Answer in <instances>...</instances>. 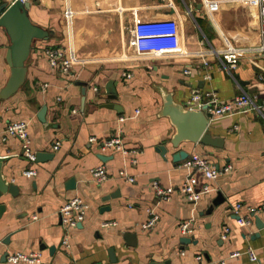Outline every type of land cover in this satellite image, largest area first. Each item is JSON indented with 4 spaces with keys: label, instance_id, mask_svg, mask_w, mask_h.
<instances>
[{
    "label": "crops",
    "instance_id": "0c3cea01",
    "mask_svg": "<svg viewBox=\"0 0 264 264\" xmlns=\"http://www.w3.org/2000/svg\"><path fill=\"white\" fill-rule=\"evenodd\" d=\"M12 1L0 0V5ZM30 1L28 16L43 35L32 38L23 85L10 97H0V156L7 157L3 174L19 188L16 195L8 192L0 198L6 205L0 218V264H13L8 256L17 251H41L47 264H258L246 253L235 254L251 245L264 256V208L256 213L248 209L264 203V110L254 106L210 119L206 132L222 138L221 147L201 141L174 147L176 127L161 110L166 92L186 105L194 88L212 89L221 99L246 91L255 104H262L260 6L225 0L210 12L204 0ZM134 28L139 31L133 33ZM11 44L8 28L0 24V90L11 75ZM228 44L242 48L235 68L221 54ZM57 45L78 58L72 79L45 54L47 47ZM43 106L46 122L38 117ZM13 120L29 121L30 148L52 157L32 161L20 137L4 139ZM92 136H120L131 152H101ZM160 144L168 148L165 155ZM179 149L232 169L208 178L184 167L185 159L174 162ZM99 164L107 168L105 180L91 173ZM30 168L37 175H25ZM72 178L75 185L69 187ZM189 178L210 185L197 201L180 190ZM157 186L170 190V198L158 195ZM219 195L224 201L214 205ZM74 196L84 198L89 209L71 229L66 248L60 211ZM238 203L244 205L240 214L253 215L250 224L237 223ZM148 208L158 214L151 228L145 226ZM104 221L117 224L102 226ZM184 222L190 232H183ZM129 232L135 239L126 238Z\"/></svg>",
    "mask_w": 264,
    "mask_h": 264
},
{
    "label": "built area",
    "instance_id": "2783aa9c",
    "mask_svg": "<svg viewBox=\"0 0 264 264\" xmlns=\"http://www.w3.org/2000/svg\"><path fill=\"white\" fill-rule=\"evenodd\" d=\"M224 1L225 0H204V5L207 10H209L210 12H214L222 6V2ZM250 1L260 6L262 14L261 31L264 36V0ZM138 31L139 28H134L132 30L133 33H137ZM241 51V47L234 44H228L226 48L222 49L221 54L224 60H226L231 67L235 68L238 64ZM45 54L48 57L50 64L54 68L59 70L64 76L68 77L69 79H72L76 76L75 64L77 63L78 58L74 54L70 53L65 46L57 45L47 47L45 49ZM208 63V61L205 62V64ZM185 73H192V69H186ZM127 75L130 77L132 74L128 73ZM209 76L210 75H208L207 77ZM186 105L189 107L196 106L199 109L205 110L209 118L213 119L224 116L234 111H245L254 106L264 110V98L262 104L257 105L255 104L254 99L251 97V95L246 91H243L232 99H221L218 96V93L212 89L204 90L200 88H194L191 91ZM28 126L29 121L27 120H13L7 124L5 130L6 134L3 138L6 139L7 135L20 137L23 140L25 155L32 161H36L37 154L30 148L31 139ZM90 139L92 142H98V146L101 152H105L107 150L122 151L125 154H130L131 152V150L125 146L124 141L120 136H111L104 140H99L96 136H92ZM59 145L60 142L57 141L54 144V148H58ZM183 166L189 170L201 171L206 175V177L211 179L218 178L221 174L229 172L232 169L231 164H227L222 168H217L207 156L199 153H194L192 156L185 158ZM24 173L27 176H35L37 175L38 170L36 168H30L25 170ZM91 173L97 180H105L109 176L105 164H99L92 167ZM120 173L121 175H125L124 171H121ZM131 180H133V178H131ZM209 189V184L198 185V183L192 178L186 180L180 187L181 192L187 197V199L192 201L199 200L202 196V193L208 191ZM157 193L165 199L170 198V190H165L160 186H157ZM243 206V203H238L236 205V213L239 214L237 223L241 226L248 225L253 220V215L245 216L240 214V210ZM262 208H264V203L258 207L251 205L248 206L249 211L252 213H256L262 210ZM88 209L89 204L81 196L72 197L62 206L60 214L65 230L62 238V243L66 248H69L71 246V229L74 227H78L79 224L84 221ZM147 210L149 213V218L145 226L147 228H151L157 222L158 214L153 208H148ZM116 224V221H104L102 223V226ZM182 230L186 233L190 232L191 228L189 227L188 223L184 222L182 224ZM229 230V228H226L227 232H229ZM242 253H246L252 261L257 262L258 264H264V256L257 253L253 246L249 245L243 252H237L235 255H241ZM198 258L201 259L202 255H199ZM8 260L13 264H47L41 251H17L9 253ZM104 264L112 263L106 262Z\"/></svg>",
    "mask_w": 264,
    "mask_h": 264
},
{
    "label": "water",
    "instance_id": "95a60500",
    "mask_svg": "<svg viewBox=\"0 0 264 264\" xmlns=\"http://www.w3.org/2000/svg\"><path fill=\"white\" fill-rule=\"evenodd\" d=\"M30 6V0H13L11 3L4 2L0 5V24L5 25L12 36V44L7 53V58L11 65V75L6 85L0 90L1 98L10 97L23 85L27 73L24 60L29 53L32 38L41 37L43 35V31L38 26L34 25L28 16ZM111 97L116 98V95ZM105 105L119 108L118 105L114 103ZM46 113L47 106H43L38 113V117L43 122H46ZM161 114L169 116L176 127V133L171 138V143L174 147H178L184 141L194 143L201 141L204 144L212 146H223L222 138L212 136L210 133L206 132L210 124V118L207 112L203 109L189 107L185 104L176 102L172 92H166L164 94V105ZM159 150L165 155L168 148L165 144H160ZM52 155V153L39 151L37 152V160H45L46 158L52 157ZM188 155L189 153L186 150L179 149L173 154V161L177 163L187 158ZM99 156L103 160L107 159V156L102 153L99 154ZM5 160H7V157L0 156V198L3 194L8 192L13 195L19 192L18 186L8 181L3 174V164ZM67 185L69 187H74L75 179L72 178ZM113 195L114 194H112V196ZM105 198H109V196ZM223 201L224 199L219 195L214 199L213 203L214 205H219ZM5 209L6 205L0 203V218ZM211 210H213V206ZM257 220L260 221V218L258 217ZM125 236L126 238L135 239L136 235L129 232L126 233ZM188 239L191 241L192 237ZM129 243L133 244V242ZM110 257L112 261H115L113 251H110Z\"/></svg>",
    "mask_w": 264,
    "mask_h": 264
}]
</instances>
